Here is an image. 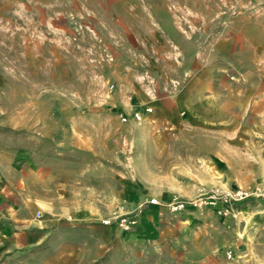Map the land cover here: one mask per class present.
I'll return each instance as SVG.
<instances>
[{
  "label": "rangeland",
  "instance_id": "rangeland-1",
  "mask_svg": "<svg viewBox=\"0 0 264 264\" xmlns=\"http://www.w3.org/2000/svg\"><path fill=\"white\" fill-rule=\"evenodd\" d=\"M133 100L152 107L140 121ZM0 139L49 179L26 244L0 239V264H264L260 199L227 215L160 204L139 235L102 220L146 204L67 223L56 198L59 164L89 156L97 181L124 176L149 197L264 187V0H0Z\"/></svg>",
  "mask_w": 264,
  "mask_h": 264
},
{
  "label": "crops",
  "instance_id": "crops-1",
  "mask_svg": "<svg viewBox=\"0 0 264 264\" xmlns=\"http://www.w3.org/2000/svg\"><path fill=\"white\" fill-rule=\"evenodd\" d=\"M130 108L137 110V106L144 112V105L141 102H130ZM144 114H146L144 112ZM215 123L218 127L222 121L221 116L215 115ZM234 127V121L231 126ZM76 147L72 149V155H80L78 149H85L79 139L71 142ZM87 143L96 141L91 139ZM106 143V142H105ZM107 144V143H106ZM90 147H88L89 149ZM110 148H105V154ZM112 150V149H111ZM77 153H76V152ZM93 156L96 154L92 153ZM95 158V157H94ZM88 158L86 163L73 161L69 167L59 164V221L62 222H87L94 216L95 208H112L118 205L132 209L138 205L146 204L142 210L136 228L142 232H132L143 234L145 230H152L153 222L149 220L148 209L163 205L168 210L166 203L176 195L172 190L156 191V197L160 203L151 204L148 192L138 181H129L127 177L118 178L116 186H110L111 179H99L97 181L95 160ZM122 162V153L115 157ZM45 164H35L32 152L26 147H17L14 143L5 142L0 139V239H6L13 249L26 244L29 232V222L26 217L31 212L33 201L43 203L47 200L48 193V173ZM101 183V186L97 185ZM129 211V210H127ZM108 226V225H106ZM145 226V227H144ZM143 229V230H142Z\"/></svg>",
  "mask_w": 264,
  "mask_h": 264
},
{
  "label": "built area",
  "instance_id": "built-area-1",
  "mask_svg": "<svg viewBox=\"0 0 264 264\" xmlns=\"http://www.w3.org/2000/svg\"><path fill=\"white\" fill-rule=\"evenodd\" d=\"M151 111V106H146L144 109L145 113ZM144 112L140 113L139 111L134 110L132 111L130 118L134 121H139L143 118ZM121 120L127 121L128 117L122 115ZM252 199H260L262 203H264V187H240L226 191H221L219 189L203 190L197 197L188 200L175 196L166 203V206L170 212L175 214L184 212L189 205L199 208L203 206H212L218 214L227 215L233 213L236 203ZM148 202L151 204L160 203L156 197H151ZM102 222L105 225H113L122 230L129 231L136 226L138 215L133 211L126 210L104 218ZM228 256H230L229 253Z\"/></svg>",
  "mask_w": 264,
  "mask_h": 264
},
{
  "label": "bare ground",
  "instance_id": "bare-ground-1",
  "mask_svg": "<svg viewBox=\"0 0 264 264\" xmlns=\"http://www.w3.org/2000/svg\"><path fill=\"white\" fill-rule=\"evenodd\" d=\"M139 112L142 113L143 111H139ZM141 119H142V118H141ZM141 119H140V120H141ZM140 120H139V121H140Z\"/></svg>",
  "mask_w": 264,
  "mask_h": 264
}]
</instances>
